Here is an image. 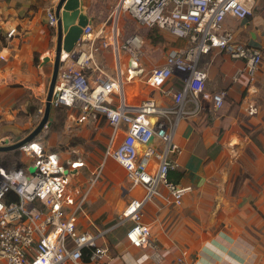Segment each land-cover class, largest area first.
<instances>
[{
    "label": "built area",
    "instance_id": "1",
    "mask_svg": "<svg viewBox=\"0 0 264 264\" xmlns=\"http://www.w3.org/2000/svg\"><path fill=\"white\" fill-rule=\"evenodd\" d=\"M254 6L255 0H120L119 10L139 26L157 28L184 42L183 47L168 51L163 63L151 69L144 80L147 87L171 99L169 106L157 105L152 98L136 105L127 103L125 86L142 72L139 39L138 48L132 42L135 37L122 48L113 40L114 69L108 73L96 57L98 35H93L89 25L83 28L73 52L66 59L61 57L50 107L79 112L82 116L76 124L90 116L103 117L110 129L103 160L82 184L75 172L81 173L85 162L60 159L47 152L39 138L16 150L25 154L27 162L9 166L0 161V264H82L84 258L87 264H97L107 259V231L82 230L78 223L79 217L88 216V194L107 159L125 171L131 187L143 191L126 206L118 226L131 222L125 233L127 242L134 248L155 250L153 259L160 261L151 230L140 221L141 209L155 198H165L162 191L168 205L180 207L189 190L168 179V173L179 167L175 156L180 149L173 136L179 120L191 114L186 105L192 103L199 109L202 99L210 102L213 111L224 105L227 91L209 97L205 94L208 76L207 68L200 67L201 59L218 50L244 63L232 76L233 82L242 73L250 81L254 79L263 62L262 51L240 42L224 25L227 18L246 21ZM46 18L50 27L56 26L54 11ZM14 33L13 29L7 36ZM122 53L127 55L123 64ZM119 132L124 137L114 145ZM151 137L153 141L148 143ZM29 167L35 171L30 173ZM10 192L16 201H8Z\"/></svg>",
    "mask_w": 264,
    "mask_h": 264
},
{
    "label": "crops",
    "instance_id": "2",
    "mask_svg": "<svg viewBox=\"0 0 264 264\" xmlns=\"http://www.w3.org/2000/svg\"><path fill=\"white\" fill-rule=\"evenodd\" d=\"M58 2L0 0L2 144L18 142L24 138L22 135L26 137L35 128V115L31 111L35 106L38 112L43 107L49 67L35 64L34 58L42 60L55 52L57 28L48 25L46 14L55 11ZM81 2L88 19L87 25L94 35V24L102 22L107 4L116 5L119 0ZM251 16L248 22L249 18L246 22L227 18L224 25L235 32L237 39L238 34L244 37L240 42L259 48L263 54L264 0H255ZM13 29L15 33L8 37ZM183 45L182 40H177L170 50ZM96 57L108 73H112L109 51L101 50ZM151 65L145 63L147 69ZM200 67L207 68L205 94L209 97L225 89L227 97L235 102H225L219 112L203 107V99L199 109L188 103L186 110L191 114L177 124L173 141L180 149L175 156L179 167L168 173V179L182 187H189V190L184 194L180 207L168 205L166 193L162 191L165 198L147 202L141 209L140 217L141 223L151 230V241L160 261L153 259L155 250L134 248L127 242L125 233L131 222L119 226V220L112 223L122 216L130 201L140 198L143 193L141 188L130 185V189H123L121 196L112 203L100 202L97 199L98 190L88 194V216L79 217L80 228L107 231L104 241L109 248L108 258L97 264H264V118L255 115L257 107L250 95L240 100L237 98L245 90L264 95V63L252 81L242 73L237 82L232 81V76L244 68V63L218 50L214 49L204 56ZM89 75L93 76L92 73ZM148 89L145 99L152 98L160 106L171 105L169 97ZM145 99L128 95L127 103L136 105ZM243 128L249 129V134L259 129L262 133L255 137L256 141L251 140L243 133ZM109 136L108 127L104 150ZM234 136L238 144L233 142ZM123 137V133L119 132L114 145L119 144ZM248 145L254 161L246 155ZM243 171H249V177L243 178L237 186V194L233 195L237 176Z\"/></svg>",
    "mask_w": 264,
    "mask_h": 264
},
{
    "label": "rangeland",
    "instance_id": "3",
    "mask_svg": "<svg viewBox=\"0 0 264 264\" xmlns=\"http://www.w3.org/2000/svg\"><path fill=\"white\" fill-rule=\"evenodd\" d=\"M118 5L119 3L116 5L112 3L107 4V7L105 8L106 13L101 19L102 22L98 25L94 24V33L98 35V46L100 47L99 52L101 50L109 51L112 64L111 68L113 70L114 59L111 44L113 40H117L119 48H122L132 37H137L141 41L138 63L142 68V72L138 77H135L125 86V93L127 96H142V99H145L148 94L147 90L149 89L144 83V80L146 79L150 69L161 64L162 58L170 49L174 47L175 42L179 39L171 37L166 32L157 28H146L139 26L127 12L119 10ZM251 19L252 16L249 17L247 22ZM227 23L229 24V21ZM243 36L247 37L246 35ZM243 39L244 37H242L241 34H238V40L242 41ZM103 43H106L108 46L106 48L102 47L101 44ZM50 57L53 60L54 52L50 55ZM126 58L127 55L122 53V64L126 61ZM146 62L147 64H153L151 65L150 69L145 67ZM38 64L49 67L47 70V79L43 92L44 102L43 107H41V110L44 111L45 99L52 75V61L43 63L42 60L39 59ZM104 68H106L105 65ZM260 71L262 70L260 69ZM252 91L247 92L245 90L237 98L240 100L245 98L246 95H250V98L257 107V110H255V115L264 118V95L260 93L252 94ZM230 101L231 103L235 102L233 98L227 97L225 99L227 104H230ZM202 103L203 107L211 108V104L208 100H204ZM31 113L35 115L36 127L42 119L43 113L41 114L38 112L37 106L32 108ZM81 116L82 115L76 111H71L64 108H51L48 115L47 126L43 128L36 136V138L40 139V142L47 152L56 153L60 159H80L85 162L86 167L81 169V173H79L78 170L75 172L80 184L87 182V180L92 177V172L94 169L99 167L100 163L102 162L104 153V140L108 131L107 122L103 117L98 116L94 119V117L90 116L87 120H82L83 122L76 124V120ZM242 130L243 133L247 134L251 140H255V137L262 133V129H259L251 134H249L250 130L247 128H243ZM22 136L25 137V135ZM233 140V142L238 144V139L235 136L233 137ZM0 145H2L1 141ZM231 145H233V143H231ZM259 149L263 150L262 147H259ZM246 155L248 156V159L250 158L251 161H254V156H252L250 153L249 145L246 148ZM248 159H246V161H248ZM0 160L4 164L10 166L20 162H27L29 159L23 152L15 151L0 152ZM248 174H250L249 171H243L240 176H237L235 181L236 185L232 191L233 195L237 194V186L242 182L244 177H249ZM123 189H130V183L125 177V171L117 163L107 159L100 177L91 187L89 193L91 194L98 190L97 199L100 202L104 201L107 203H112L117 200L119 196H121ZM118 220L119 219H115L112 223Z\"/></svg>",
    "mask_w": 264,
    "mask_h": 264
},
{
    "label": "water",
    "instance_id": "4",
    "mask_svg": "<svg viewBox=\"0 0 264 264\" xmlns=\"http://www.w3.org/2000/svg\"><path fill=\"white\" fill-rule=\"evenodd\" d=\"M54 15L57 28V44L54 57L53 60L49 56L42 58L43 63L52 61V75L45 99L42 119L37 126L20 141L11 145L4 143L0 145V152H12L18 150L25 144L33 141L38 133L47 126L48 115L51 109L50 101L53 95L59 67L63 63L61 57L63 53L67 55L73 52L82 35L83 28L88 24V19L84 13V7L81 0H59ZM152 141L153 137L149 138L148 143H152ZM28 171L33 173L35 167H29Z\"/></svg>",
    "mask_w": 264,
    "mask_h": 264
},
{
    "label": "trees",
    "instance_id": "5",
    "mask_svg": "<svg viewBox=\"0 0 264 264\" xmlns=\"http://www.w3.org/2000/svg\"><path fill=\"white\" fill-rule=\"evenodd\" d=\"M34 62H35V64H38L37 57L34 58ZM5 165H7V164H5ZM7 198H8V201H16L17 200V197L11 192L8 193ZM86 261L87 260L84 258V262H86Z\"/></svg>",
    "mask_w": 264,
    "mask_h": 264
},
{
    "label": "bare ground",
    "instance_id": "6",
    "mask_svg": "<svg viewBox=\"0 0 264 264\" xmlns=\"http://www.w3.org/2000/svg\"><path fill=\"white\" fill-rule=\"evenodd\" d=\"M133 44L136 46V48H138L140 45H139V42H138V38L135 37L133 40H132ZM63 58L66 59L67 55L65 53H63Z\"/></svg>",
    "mask_w": 264,
    "mask_h": 264
}]
</instances>
